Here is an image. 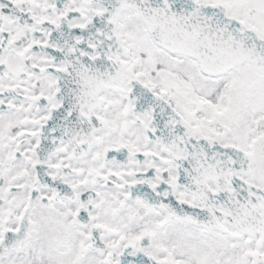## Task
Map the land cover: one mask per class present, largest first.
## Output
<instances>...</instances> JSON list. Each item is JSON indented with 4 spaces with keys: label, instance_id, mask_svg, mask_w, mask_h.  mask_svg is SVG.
I'll list each match as a JSON object with an SVG mask.
<instances>
[{
    "label": "snow or ice",
    "instance_id": "6c2138e0",
    "mask_svg": "<svg viewBox=\"0 0 264 264\" xmlns=\"http://www.w3.org/2000/svg\"><path fill=\"white\" fill-rule=\"evenodd\" d=\"M0 264H264V0H0Z\"/></svg>",
    "mask_w": 264,
    "mask_h": 264
}]
</instances>
